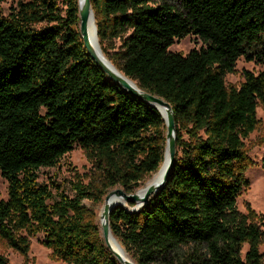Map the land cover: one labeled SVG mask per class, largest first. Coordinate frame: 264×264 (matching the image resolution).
<instances>
[{"label":"trees","instance_id":"trees-1","mask_svg":"<svg viewBox=\"0 0 264 264\" xmlns=\"http://www.w3.org/2000/svg\"><path fill=\"white\" fill-rule=\"evenodd\" d=\"M0 0V240L26 257L30 239L66 264H119L92 205L115 187L134 193L159 169L166 127L158 110L123 90L84 48L77 0ZM103 55L136 86L167 101L175 160L163 186L131 213L117 206L111 234L136 264H262L264 218L237 209L251 161L244 140L264 107V70L224 78L240 57L264 65V0H90ZM192 35L203 43L169 51ZM78 146L87 184L68 196L39 184ZM132 207L134 203H130ZM246 250L243 253V249ZM0 264L8 260L0 253Z\"/></svg>","mask_w":264,"mask_h":264},{"label":"rangeland","instance_id":"rangeland-1","mask_svg":"<svg viewBox=\"0 0 264 264\" xmlns=\"http://www.w3.org/2000/svg\"><path fill=\"white\" fill-rule=\"evenodd\" d=\"M27 1L29 0H3L1 3L2 15L7 17L13 12L18 2ZM164 1L180 9L179 0ZM201 47H203V43L199 39L192 35H188L175 40L173 45L170 46L169 51L185 55L190 50L200 49ZM243 70L252 71L256 74L264 70V65L255 62H247L243 57H240L235 64V72L225 76V84L227 86L238 87L243 80L241 75ZM256 118L258 120L257 128L244 140V150L251 161V166L244 172V176L248 181V188L241 192L240 196L237 198L236 206L237 209L243 213L246 212L247 207H250L264 218V107H257ZM91 168V164L88 162L84 152L78 146H75L56 166L41 168L38 172V182L39 184L48 185H50L51 182H55L68 196L73 197L74 191L71 188V183L81 179L84 185L87 184L88 179L85 178V176L89 175ZM150 177L151 175L146 177L134 192L141 188ZM6 188L7 184L0 176V200L6 199ZM116 189L123 190L120 187H115L108 193ZM104 199L105 197H103L101 202L95 205H92L87 200L82 201L83 205L87 208H93L95 211L99 227L100 213L103 208ZM128 205L132 207L129 202ZM262 230H264V225L262 226ZM41 239V234L30 239V248L26 257L21 256L16 251L7 247L5 243L0 240V253L7 258L8 264H66L61 261L51 260L49 255L50 251L42 247L39 243ZM245 250L246 246L243 249V253ZM259 251L263 255L262 264H264V241L259 246Z\"/></svg>","mask_w":264,"mask_h":264},{"label":"water","instance_id":"water-1","mask_svg":"<svg viewBox=\"0 0 264 264\" xmlns=\"http://www.w3.org/2000/svg\"><path fill=\"white\" fill-rule=\"evenodd\" d=\"M78 8V17H79V33L84 45V48L86 49L89 56L92 58V60L97 64V66L103 70V72L108 76V78L113 81L115 84H117L119 87H121L123 90L127 91L130 95L138 98L139 100L151 105L152 107L156 108L159 112V114L162 116L165 127H166V134H165V149L168 155V161L165 166V170L163 173V177L160 180V182L156 186H147L143 189L142 195H138L137 192H134L132 194H126L121 189H116L114 191H111L105 196L104 201H107L109 197L116 193L118 194L124 202L129 203H136L139 202V206H143L145 203L148 202L149 198L153 196L164 184L167 175L172 168L175 160V123H174V117L173 112L170 104L165 101L162 98H159L157 96H154L148 92H145L141 89H139L135 82L131 81L127 77L124 76V78L130 80L135 84V86H131L123 77L118 75L108 64L107 60L105 59L98 40L97 43H94L88 32V22L89 20H94L93 11L91 9L90 0H83L81 7L77 5ZM94 36H96L97 39V32H96V26L94 23ZM159 107H164L167 109L168 113L166 116H163L160 112ZM116 207H109L104 206L102 209V213L100 215V230H101V236L104 240L105 246L108 248V250L113 254L115 259L119 262V264H136L133 262L127 254L124 252V256L126 258H123L121 254H119L113 246L109 242V236H112L114 240H116L113 235L111 234L110 227H109V215L112 210H114ZM139 209L128 211L131 213L137 212ZM117 242V240H116ZM119 244V243H118Z\"/></svg>","mask_w":264,"mask_h":264},{"label":"bare ground","instance_id":"bare-ground-1","mask_svg":"<svg viewBox=\"0 0 264 264\" xmlns=\"http://www.w3.org/2000/svg\"><path fill=\"white\" fill-rule=\"evenodd\" d=\"M82 2L83 0H77V4L79 7H81L82 5ZM88 32H89V36L91 38V40L94 42V43H97V39H96V36H94V20H89L88 22ZM105 57V56H104ZM105 59L107 60V62L109 63L108 65L118 74L120 75L121 77L124 78V75L118 71L112 64L111 62H109V60L105 57ZM131 86H135V84L133 82H131L130 80L124 78ZM160 109V112L163 116H166L168 111L166 108L164 107H159ZM168 161V155H167V152H166V149H165V152H164V157H163V161L161 162L160 166H159V169L154 172L151 177L146 181V183L141 187L139 188L136 192L138 193V195H142L143 193V189L147 186H156L160 180L162 179L163 177V173H164V170H165V166H166V163ZM104 206H109V207H117V206H123L125 207L128 211H133V210H136V209H139V202L136 203L133 207H130L128 205V202H124L123 199L116 193H113L109 199L107 201H104V204H103V207ZM103 209V208H102ZM101 213H102V210H101ZM100 213V215H101ZM109 242L110 244L113 246V248L123 256V258H126L124 256V252H123V248L121 247L120 244H118V242H116V240H114L112 238V236H109Z\"/></svg>","mask_w":264,"mask_h":264}]
</instances>
